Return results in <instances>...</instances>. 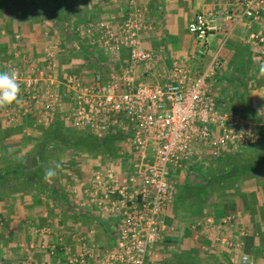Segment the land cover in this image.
<instances>
[{"label": "crops", "instance_id": "0c3cea01", "mask_svg": "<svg viewBox=\"0 0 264 264\" xmlns=\"http://www.w3.org/2000/svg\"><path fill=\"white\" fill-rule=\"evenodd\" d=\"M221 6L219 0H0L3 70L9 61L21 68L49 63L61 96V107L47 116L43 110L36 114L38 105L31 113L15 103L0 109V264H69L91 251L98 260L117 245L118 217L108 201L105 207L100 205L104 192L93 188V175L113 161L123 179L133 171L138 153L123 139L107 142L102 156L82 152L77 145L78 151L70 156L62 148L66 144L47 139L40 145L35 140L44 129L37 125V117L50 123V129L60 120L67 133L88 134L64 119L71 108L63 83L67 77L91 79L102 70L108 78L129 65L127 49L112 58L101 48V26L117 29L135 10L149 24L152 19L154 25L143 30L140 39L155 58L139 64L134 76L140 83L164 85L174 82L175 66L194 77L209 67L211 56L198 55L200 44L188 25L197 13ZM214 25L209 46L219 52V60L207 92L218 113L241 116L259 140L264 134V76L259 75V49L251 35L264 36V15L256 22L217 20ZM89 29L94 36H84L82 30ZM89 48L96 51L94 58H87L95 65L85 71L81 55ZM47 52H54L52 60ZM66 52L72 58H64ZM52 147L63 150L51 158L46 152ZM197 148L193 160L171 167L174 198L163 213V231L148 264H240L243 252L255 264H264V157L261 165L232 179L226 170L240 159L232 156L239 152L216 156L210 147ZM147 154L152 160L151 149ZM55 163L62 165L58 176L44 182V168ZM224 240L234 246L228 247ZM237 241L244 244L242 252ZM53 244H57L54 256L48 249Z\"/></svg>", "mask_w": 264, "mask_h": 264}, {"label": "built area", "instance_id": "2783aa9c", "mask_svg": "<svg viewBox=\"0 0 264 264\" xmlns=\"http://www.w3.org/2000/svg\"><path fill=\"white\" fill-rule=\"evenodd\" d=\"M219 1L223 6L197 13L188 25L189 33L200 44L198 55L211 56L209 67L201 76L194 77L186 68L175 66L172 83L137 82L135 68L154 60L155 55L142 46L141 33L148 26L144 16L135 10L121 27L101 26L98 32L101 48L112 58L128 50L127 68L108 78L100 70L91 79L72 75L63 82L71 103L64 119L73 128L100 139L117 136L138 153L133 171L123 179L117 175L113 161L93 175V188L97 193L104 192L100 205L105 207L108 201L111 213L118 217L116 247L98 260L91 251L69 260V264H148L163 231V213L174 198L171 167L193 160L198 155L197 145L210 147L219 156L225 151L241 152L258 142L241 116L217 112L214 99L207 92V81L219 60V52L211 51L209 46L216 21H259L264 15V0ZM224 6L241 11H226ZM82 31L84 36L95 35L91 29ZM251 40L259 49L260 65L264 64V36L253 34ZM53 55L54 52H47L49 60ZM5 69L18 72L20 98L15 106L31 113L38 105L46 116L61 107L59 82L51 64L21 68L9 61ZM149 149L152 160L147 154ZM223 242L234 246L230 240ZM235 245L242 252L243 242ZM53 249L54 253L55 245ZM240 264L255 263L243 253Z\"/></svg>", "mask_w": 264, "mask_h": 264}, {"label": "rangeland", "instance_id": "374dc122", "mask_svg": "<svg viewBox=\"0 0 264 264\" xmlns=\"http://www.w3.org/2000/svg\"><path fill=\"white\" fill-rule=\"evenodd\" d=\"M153 1H155V0H153ZM146 5V4H145ZM147 6H148V4H147ZM127 20V19H126ZM144 22H145V24L147 25V26H149V25H151V23H152V19H151V22H150V24H149V20L146 18V17H144ZM107 25V24H106ZM152 25H154L153 23H152ZM85 26V25H84ZM94 26V25H93ZM86 27L88 28L89 27V25H86ZM85 27V28H86ZM83 52V54L81 55V59H82V63H81V65L82 66H85L86 68H85V71L86 70H88V69H91L92 68V66H94L95 64L92 62V57H93V55H95L96 54V51H92V48L90 49H87V50H85V51H82ZM67 54L66 55H64L63 57L64 58H72V56H69L70 54H68V52H66ZM60 56V55H59ZM62 56V55H61ZM61 56H60V58H61ZM66 56V57H65ZM87 57H90L91 59H87ZM60 58H58L59 60H61ZM87 62V63H86ZM61 64V63H60ZM33 68H37V65L36 66H34ZM75 68H77V67H75ZM83 68V67H82ZM36 108V107H35ZM14 110H16V108L14 107L13 108ZM10 110V109H9ZM19 110H21V108L19 107ZM36 114L39 116V115H41V112H42V109L39 107V108H36ZM40 113V114H39ZM8 118V117H7ZM28 119H30V118H28ZM37 119L39 120V123L37 122V125L38 126H41V127H44V129L43 128H40V132H41V134H39V137L38 138H35V140H36V143H40V145H42V144H44L46 141H47V139H49V133H51V132H54V134H55V139L54 140H57L58 142H60L61 144H66V146H63L62 148L64 149V151H66V152H68V154H70V156H71V154L73 155L76 151H78L77 149H79L78 147H76L75 145L77 144V142H78V140H77V137L76 136H74V135H72L70 132L69 133H67L66 131H65V129H66V125L65 124H63V123H60V124H56L55 125V128H52V129H50V127H49V125H50V123L48 124V123H46V122H42L41 121V119L39 118V117H37ZM48 126V128L49 129H47L46 130V127ZM262 126V125H261ZM263 128H264V126H262ZM37 129V128H36ZM35 129V130H36ZM68 129L70 130V128L68 127ZM37 136V135H36ZM256 149L257 150H259L257 153H255L256 155H259L260 153V150H261V148H264V137L263 138H260L259 140H258V144L256 143ZM253 146H255V144L253 145ZM62 148H48L49 150L46 152V156H48L49 155V157H51V158H54V155L55 156H57L58 154H59V152H60V149H62ZM82 149L80 150V151H82L83 152V150H84V148L83 147H81ZM62 149V150H63ZM255 149V150H256ZM105 150H108L107 148H106V146H102V147H99V148H97V149H93V150H91L90 152V154L91 155H94V156H99V155H101L102 156V153L105 151ZM79 151V152H80ZM74 152V153H73ZM104 153H106V152H104ZM103 153V154H104ZM240 153V152H239ZM59 191H60V189H59V187L57 188ZM54 245L55 244H53V245H50L49 246V252H50V254L52 255V256H54L55 255V252L53 253V248H54ZM55 247H56V249H55V251L57 250V244L55 245ZM243 248H244V246H243ZM243 248H242V250H243ZM244 253V252H243ZM245 254V253H244ZM246 255V254H245Z\"/></svg>", "mask_w": 264, "mask_h": 264}, {"label": "trees", "instance_id": "16d2710c", "mask_svg": "<svg viewBox=\"0 0 264 264\" xmlns=\"http://www.w3.org/2000/svg\"><path fill=\"white\" fill-rule=\"evenodd\" d=\"M58 124L62 123L60 120H57ZM64 124V123H63ZM262 127V126H261ZM263 130V129H262ZM263 134V131H262ZM72 135L77 137V146H81L84 147V149L91 151L93 149H97L99 147L102 146H107V142H112V141H116L117 139L119 140L120 138L115 136L112 138H105L103 140H98L97 137L91 135V134H78L76 132H73ZM264 137L261 136V138ZM49 139L50 141H53V139H55V134L54 132L49 133ZM258 144V142H257ZM256 146H251L250 148L245 149L243 152L239 153V154H228V155H232L235 156L234 158H240L239 160H237V163L232 164L231 166L227 167L226 170V175L230 176L229 178L232 179H236L239 175V173H243L245 171H249L251 168L256 167L257 165H261L262 164V158L264 157V148H261L260 150V154L256 155L255 153H257L259 150H255ZM231 156V157H232ZM257 164V165H256Z\"/></svg>", "mask_w": 264, "mask_h": 264}, {"label": "clouds", "instance_id": "9594fccd", "mask_svg": "<svg viewBox=\"0 0 264 264\" xmlns=\"http://www.w3.org/2000/svg\"><path fill=\"white\" fill-rule=\"evenodd\" d=\"M259 75L264 76V64L259 65ZM20 98V83L15 69L0 71V109L18 103ZM11 151V149H10ZM62 167L60 163L49 164L44 168L43 179L46 183L53 182Z\"/></svg>", "mask_w": 264, "mask_h": 264}]
</instances>
